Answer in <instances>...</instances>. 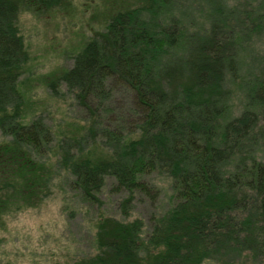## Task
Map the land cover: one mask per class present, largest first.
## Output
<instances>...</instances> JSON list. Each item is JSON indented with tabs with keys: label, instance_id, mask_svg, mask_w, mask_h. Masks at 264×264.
Wrapping results in <instances>:
<instances>
[{
	"label": "trees",
	"instance_id": "16d2710c",
	"mask_svg": "<svg viewBox=\"0 0 264 264\" xmlns=\"http://www.w3.org/2000/svg\"><path fill=\"white\" fill-rule=\"evenodd\" d=\"M69 2L0 0L1 201L20 195L18 214L64 177L99 202L110 183L124 219L98 224L85 264H264V0L122 5L49 85L85 119L61 130L27 116L18 17ZM165 185L170 207L131 221L136 202L158 208Z\"/></svg>",
	"mask_w": 264,
	"mask_h": 264
},
{
	"label": "rangeland",
	"instance_id": "374dc122",
	"mask_svg": "<svg viewBox=\"0 0 264 264\" xmlns=\"http://www.w3.org/2000/svg\"><path fill=\"white\" fill-rule=\"evenodd\" d=\"M134 3L137 0H70L51 10L33 4L22 6L18 27L29 53L21 79L30 104L27 116L43 115L49 125L61 130H77L85 123L74 99L63 88L54 95L49 85L58 72L72 66L73 56L104 29L122 5ZM246 69L242 74L245 79L254 72L252 67ZM242 99L243 92L235 91V112L242 107ZM5 172L1 170V174ZM57 178L44 200L31 207L26 202L24 210L15 215L25 200L19 195L3 202L0 196V264H85L97 254L98 224L104 218L124 219L123 197L110 193V183L99 202H86L65 185L64 177ZM164 192L156 209L147 200L136 202L130 220L140 218L147 224L154 212L166 211L171 196L167 185Z\"/></svg>",
	"mask_w": 264,
	"mask_h": 264
}]
</instances>
